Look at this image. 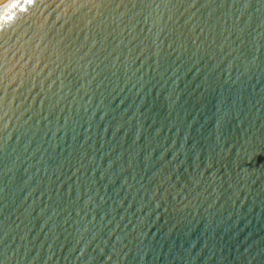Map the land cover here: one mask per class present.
I'll return each mask as SVG.
<instances>
[{
    "label": "water",
    "instance_id": "obj_1",
    "mask_svg": "<svg viewBox=\"0 0 264 264\" xmlns=\"http://www.w3.org/2000/svg\"><path fill=\"white\" fill-rule=\"evenodd\" d=\"M13 2L0 264H264V0Z\"/></svg>",
    "mask_w": 264,
    "mask_h": 264
},
{
    "label": "snow or ice",
    "instance_id": "obj_2",
    "mask_svg": "<svg viewBox=\"0 0 264 264\" xmlns=\"http://www.w3.org/2000/svg\"><path fill=\"white\" fill-rule=\"evenodd\" d=\"M25 2H26V3H30L31 0H25ZM18 6H19V4H18V0H14V2L11 3V5H10L11 8H16V7H18ZM10 18H11V17H9V19H10Z\"/></svg>",
    "mask_w": 264,
    "mask_h": 264
},
{
    "label": "bare ground",
    "instance_id": "obj_3",
    "mask_svg": "<svg viewBox=\"0 0 264 264\" xmlns=\"http://www.w3.org/2000/svg\"><path fill=\"white\" fill-rule=\"evenodd\" d=\"M6 0H0V5L2 4V3H4Z\"/></svg>",
    "mask_w": 264,
    "mask_h": 264
}]
</instances>
